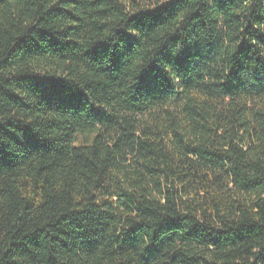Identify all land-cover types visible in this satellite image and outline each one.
Segmentation results:
<instances>
[{
	"label": "trees",
	"instance_id": "16d2710c",
	"mask_svg": "<svg viewBox=\"0 0 264 264\" xmlns=\"http://www.w3.org/2000/svg\"><path fill=\"white\" fill-rule=\"evenodd\" d=\"M0 264H264V0H0Z\"/></svg>",
	"mask_w": 264,
	"mask_h": 264
}]
</instances>
